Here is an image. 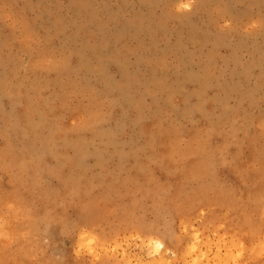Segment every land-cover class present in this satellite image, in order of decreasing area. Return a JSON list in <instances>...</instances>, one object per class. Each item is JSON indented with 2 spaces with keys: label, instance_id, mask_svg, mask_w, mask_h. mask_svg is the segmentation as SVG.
<instances>
[{
  "label": "rangeland",
  "instance_id": "rangeland-1",
  "mask_svg": "<svg viewBox=\"0 0 264 264\" xmlns=\"http://www.w3.org/2000/svg\"><path fill=\"white\" fill-rule=\"evenodd\" d=\"M0 264H264V0H0Z\"/></svg>",
  "mask_w": 264,
  "mask_h": 264
},
{
  "label": "bare ground",
  "instance_id": "bare-ground-1",
  "mask_svg": "<svg viewBox=\"0 0 264 264\" xmlns=\"http://www.w3.org/2000/svg\"><path fill=\"white\" fill-rule=\"evenodd\" d=\"M154 244H155V246H154V251H155V253H156V254H161V253H162V250H163V248H164V247H163L164 245H163L162 243L158 242V241L155 242ZM162 262L165 263L164 260H162Z\"/></svg>",
  "mask_w": 264,
  "mask_h": 264
}]
</instances>
